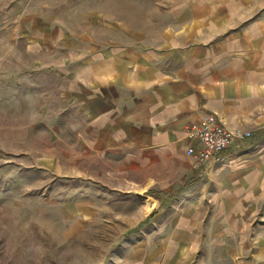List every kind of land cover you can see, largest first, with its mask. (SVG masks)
<instances>
[{"label":"rangeland","instance_id":"374dc122","mask_svg":"<svg viewBox=\"0 0 264 264\" xmlns=\"http://www.w3.org/2000/svg\"><path fill=\"white\" fill-rule=\"evenodd\" d=\"M199 24L228 39L264 25V0H0V264H264V191L192 208L187 237L181 197L147 208L117 158L86 146L91 46L148 48Z\"/></svg>","mask_w":264,"mask_h":264},{"label":"crops","instance_id":"0c3cea01","mask_svg":"<svg viewBox=\"0 0 264 264\" xmlns=\"http://www.w3.org/2000/svg\"><path fill=\"white\" fill-rule=\"evenodd\" d=\"M201 27L164 29L148 48L91 46L80 101L87 149L103 165L117 158L123 191L151 199V208L181 197L187 237L201 220L192 208H246L264 191V136L254 137L264 133V25L228 39ZM207 114L251 137L199 163L185 153L184 133Z\"/></svg>","mask_w":264,"mask_h":264},{"label":"built area","instance_id":"2783aa9c","mask_svg":"<svg viewBox=\"0 0 264 264\" xmlns=\"http://www.w3.org/2000/svg\"><path fill=\"white\" fill-rule=\"evenodd\" d=\"M187 144L185 153L199 163L216 162L220 154L236 141L249 139V131L229 129L214 115L207 114L199 122L189 124L184 133Z\"/></svg>","mask_w":264,"mask_h":264},{"label":"bare ground","instance_id":"6f19581e","mask_svg":"<svg viewBox=\"0 0 264 264\" xmlns=\"http://www.w3.org/2000/svg\"><path fill=\"white\" fill-rule=\"evenodd\" d=\"M146 206H147V208H151V206H153V201L151 199H148L146 201Z\"/></svg>","mask_w":264,"mask_h":264},{"label":"trees","instance_id":"16d2710c","mask_svg":"<svg viewBox=\"0 0 264 264\" xmlns=\"http://www.w3.org/2000/svg\"><path fill=\"white\" fill-rule=\"evenodd\" d=\"M156 212H157V210L155 209V210L151 213V215L154 214V213H156ZM151 215H150V216H151Z\"/></svg>","mask_w":264,"mask_h":264}]
</instances>
